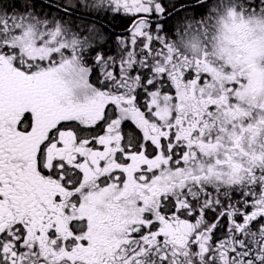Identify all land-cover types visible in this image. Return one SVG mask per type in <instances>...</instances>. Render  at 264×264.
Here are the masks:
<instances>
[{
    "label": "snow or ice",
    "instance_id": "1",
    "mask_svg": "<svg viewBox=\"0 0 264 264\" xmlns=\"http://www.w3.org/2000/svg\"><path fill=\"white\" fill-rule=\"evenodd\" d=\"M0 264H264V0H0Z\"/></svg>",
    "mask_w": 264,
    "mask_h": 264
},
{
    "label": "flooded vegetation",
    "instance_id": "2",
    "mask_svg": "<svg viewBox=\"0 0 264 264\" xmlns=\"http://www.w3.org/2000/svg\"><path fill=\"white\" fill-rule=\"evenodd\" d=\"M112 29H114L116 32H121L123 29H122V26H121V22L120 21H115L113 22V24L110 26Z\"/></svg>",
    "mask_w": 264,
    "mask_h": 264
}]
</instances>
